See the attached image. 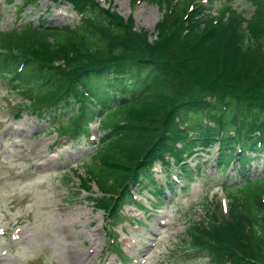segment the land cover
I'll return each instance as SVG.
<instances>
[{
    "label": "trees",
    "instance_id": "trees-1",
    "mask_svg": "<svg viewBox=\"0 0 264 264\" xmlns=\"http://www.w3.org/2000/svg\"><path fill=\"white\" fill-rule=\"evenodd\" d=\"M48 1L68 4L79 23L55 28L42 20L0 30V80L20 96V109L47 116L72 142L89 135L105 110L135 102L101 139L117 141L84 168L81 190L94 185L99 192L88 197L93 206L116 220L147 191L158 211L165 190L173 193L177 184L157 185L155 166L185 189L206 176L201 165L190 167L192 158L216 148L217 168L233 169L239 183L223 184L225 219L207 207L206 221L188 223L179 249L209 264H264V0H247L248 19L223 0H131L160 9L152 39L110 3ZM216 1L220 7L208 9ZM259 157L261 177L253 179Z\"/></svg>",
    "mask_w": 264,
    "mask_h": 264
},
{
    "label": "rangeland",
    "instance_id": "rangeland-1",
    "mask_svg": "<svg viewBox=\"0 0 264 264\" xmlns=\"http://www.w3.org/2000/svg\"><path fill=\"white\" fill-rule=\"evenodd\" d=\"M95 1L102 8L110 3L124 19L131 16L135 28L147 30L150 39L162 17L160 9L147 1ZM223 1L245 18L251 17L247 0ZM220 4L216 1L207 7L215 10ZM42 20L55 28L79 23L63 2L37 0L25 6L21 0H0L2 31L38 25ZM244 44L251 45L249 37ZM21 100L7 81L0 80V264H69L68 256L80 252L88 253L86 264H209L207 259H188L179 248L188 223L206 221L207 207L225 219L223 184L239 183L233 169L221 173L217 168L215 148L206 155L198 152L189 163L192 169L201 165L206 176L198 175L185 189L178 179L173 193L165 190V205L160 210L152 208L150 202H156L155 198L142 191L136 199L138 206L125 207L116 220H107L88 199L99 194L97 188L92 185L91 192L82 191L80 178L92 163L91 156L106 153L117 141L114 136L101 138L122 123L135 102L105 110L99 122L90 126V135L72 142L52 130L47 116L20 109ZM259 158L251 163L253 179L261 177ZM172 171L180 176L178 169ZM154 173L157 185L166 189L170 178L159 165Z\"/></svg>",
    "mask_w": 264,
    "mask_h": 264
},
{
    "label": "bare ground",
    "instance_id": "bare-ground-1",
    "mask_svg": "<svg viewBox=\"0 0 264 264\" xmlns=\"http://www.w3.org/2000/svg\"><path fill=\"white\" fill-rule=\"evenodd\" d=\"M87 258V252L74 253L68 256V262L69 264H86Z\"/></svg>",
    "mask_w": 264,
    "mask_h": 264
}]
</instances>
